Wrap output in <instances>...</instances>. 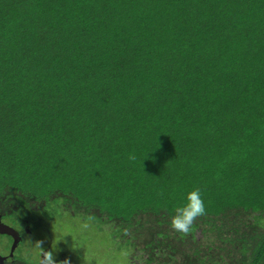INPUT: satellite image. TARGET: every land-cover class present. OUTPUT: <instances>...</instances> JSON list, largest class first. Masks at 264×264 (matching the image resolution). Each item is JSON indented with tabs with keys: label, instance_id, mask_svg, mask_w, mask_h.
<instances>
[{
	"label": "trees",
	"instance_id": "obj_1",
	"mask_svg": "<svg viewBox=\"0 0 264 264\" xmlns=\"http://www.w3.org/2000/svg\"><path fill=\"white\" fill-rule=\"evenodd\" d=\"M2 193L80 206L147 264H264V0H0Z\"/></svg>",
	"mask_w": 264,
	"mask_h": 264
},
{
	"label": "rangeland",
	"instance_id": "obj_2",
	"mask_svg": "<svg viewBox=\"0 0 264 264\" xmlns=\"http://www.w3.org/2000/svg\"><path fill=\"white\" fill-rule=\"evenodd\" d=\"M46 202L47 206L42 213L38 214V217L42 219L44 228L50 226V235L37 232L36 240H43L44 248L52 241L54 247L52 250L55 252L56 260L59 258L57 256L58 252L62 251L66 252L64 254L68 256H64V259H69L71 264H146L145 254L136 250L142 239L139 238L141 241L134 239L130 244L126 243L128 241L126 240L127 237L131 235L129 230L127 234L119 238L114 232V227L97 216L90 221L88 229H82L80 225L89 217L88 215L78 213L71 217L68 213H62L63 209L61 208L63 205L61 203L65 201L60 197L49 196ZM70 205L72 208L75 207L72 203ZM20 210L25 211L24 208ZM59 212L62 214L61 217L56 215ZM55 217L58 218L52 222L51 218ZM81 217H83L82 220ZM142 231L143 229L140 228L137 232L142 235L147 232V229L145 228L143 233ZM9 237L8 233L0 232V244L2 239L8 241ZM28 247V245L23 247L21 252L17 253L18 256L26 262H37L39 250L31 248L26 255ZM23 252L24 255H22Z\"/></svg>",
	"mask_w": 264,
	"mask_h": 264
},
{
	"label": "flooded vegetation",
	"instance_id": "obj_3",
	"mask_svg": "<svg viewBox=\"0 0 264 264\" xmlns=\"http://www.w3.org/2000/svg\"><path fill=\"white\" fill-rule=\"evenodd\" d=\"M20 198H22V200ZM61 205H63L64 208L62 207L61 209H63V211H60L62 213H68L71 217L75 214L83 213L80 206L76 207V210H73L67 202ZM46 206L47 202L43 199L35 201L29 196H22L18 193L12 196L8 195V193L0 194V232L2 233L4 231L10 236L8 241L3 239L1 241L0 264H38V261L26 262L24 259H21L18 254L21 252L23 247L28 245V238H31L33 241L36 240L37 232L50 235V226L48 225L44 228L42 219L38 217V214L42 213ZM22 208H24L25 211H21L20 209ZM83 214L88 216L90 215L89 213ZM56 215L58 217L62 216L60 212ZM58 217L51 218L52 222ZM82 218L83 217H81V220ZM53 248L52 241L47 247H45L46 250ZM182 248L180 247L179 250H183L185 255L181 257L177 252L175 255L178 256L179 260H175V263L172 264H189L188 260L192 257V255L187 251V249L184 247ZM64 253L66 252H58L57 256L59 258L57 261H62L64 256H67ZM142 254H145L147 259L146 252H142ZM22 255H24V252ZM145 263L147 264L146 260ZM154 263L155 262H151L149 264Z\"/></svg>",
	"mask_w": 264,
	"mask_h": 264
},
{
	"label": "clouds",
	"instance_id": "obj_4",
	"mask_svg": "<svg viewBox=\"0 0 264 264\" xmlns=\"http://www.w3.org/2000/svg\"><path fill=\"white\" fill-rule=\"evenodd\" d=\"M128 159L135 160L136 157L134 154H129ZM185 199L186 202L183 205L175 208V214L170 219V226L175 232L187 236L192 232L195 221L199 217L206 215V208L199 188L189 191ZM92 219L91 216L87 217L80 227L85 230L88 229ZM28 246L26 255L31 248L39 250L38 264H71L67 258L57 261L54 255L55 252L52 249L46 250L44 248L43 240L33 241L31 238H28Z\"/></svg>",
	"mask_w": 264,
	"mask_h": 264
}]
</instances>
